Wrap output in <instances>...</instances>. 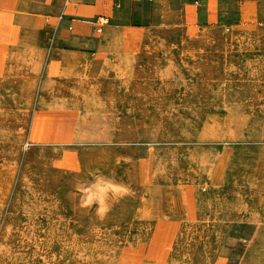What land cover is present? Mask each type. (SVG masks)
I'll list each match as a JSON object with an SVG mask.
<instances>
[{
	"label": "rangeland",
	"instance_id": "rangeland-1",
	"mask_svg": "<svg viewBox=\"0 0 264 264\" xmlns=\"http://www.w3.org/2000/svg\"><path fill=\"white\" fill-rule=\"evenodd\" d=\"M129 9L74 83L0 19V264H264V0Z\"/></svg>",
	"mask_w": 264,
	"mask_h": 264
},
{
	"label": "crops",
	"instance_id": "crops-1",
	"mask_svg": "<svg viewBox=\"0 0 264 264\" xmlns=\"http://www.w3.org/2000/svg\"><path fill=\"white\" fill-rule=\"evenodd\" d=\"M134 2L136 0H0V19L11 17L26 21L32 28L31 42L10 44L7 50L14 52L15 58L17 52L30 51L32 60V56L45 59L44 83L99 79L109 59H115L119 50H124L125 44L114 41L113 36L122 24L118 19L127 15ZM110 7L112 14H108ZM103 17L109 20L108 24L103 25ZM82 67L86 75L79 77L75 69ZM57 68L68 72L58 74Z\"/></svg>",
	"mask_w": 264,
	"mask_h": 264
}]
</instances>
